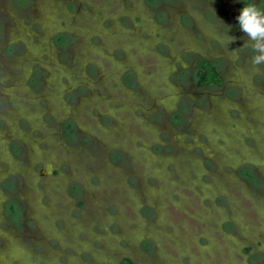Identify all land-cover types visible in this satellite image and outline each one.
I'll list each match as a JSON object with an SVG mask.
<instances>
[{
    "label": "rangeland",
    "instance_id": "1",
    "mask_svg": "<svg viewBox=\"0 0 264 264\" xmlns=\"http://www.w3.org/2000/svg\"><path fill=\"white\" fill-rule=\"evenodd\" d=\"M247 3L0 0V264H264Z\"/></svg>",
    "mask_w": 264,
    "mask_h": 264
},
{
    "label": "clouds",
    "instance_id": "2",
    "mask_svg": "<svg viewBox=\"0 0 264 264\" xmlns=\"http://www.w3.org/2000/svg\"><path fill=\"white\" fill-rule=\"evenodd\" d=\"M236 19L240 30L247 35L250 42H246L244 46H250L256 53L252 58L253 64H264V9L255 3L244 4ZM233 39L234 37L229 36V43Z\"/></svg>",
    "mask_w": 264,
    "mask_h": 264
},
{
    "label": "trees",
    "instance_id": "3",
    "mask_svg": "<svg viewBox=\"0 0 264 264\" xmlns=\"http://www.w3.org/2000/svg\"><path fill=\"white\" fill-rule=\"evenodd\" d=\"M224 78L213 62L206 58L197 61L196 83L199 87L221 86ZM122 264H133L130 259L124 260Z\"/></svg>",
    "mask_w": 264,
    "mask_h": 264
}]
</instances>
